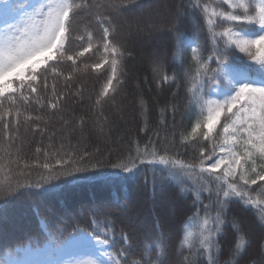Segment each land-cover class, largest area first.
Returning a JSON list of instances; mask_svg holds the SVG:
<instances>
[{
    "label": "snow or ice",
    "instance_id": "1",
    "mask_svg": "<svg viewBox=\"0 0 264 264\" xmlns=\"http://www.w3.org/2000/svg\"><path fill=\"white\" fill-rule=\"evenodd\" d=\"M132 3L133 0H104L103 3L23 0L17 6L15 0H5L0 6V125L3 128L0 200L7 202L9 198L35 196L33 189H44L53 180L104 167L103 158L93 162L87 153L79 158H73L75 153H65L69 158L60 157L55 163L39 165L46 175H40L33 183L28 178L32 165L24 163L21 167L20 150L14 145L21 117L23 123L48 122L43 115L28 111L33 101L41 110L45 106L53 112L59 109L65 97L63 92H57V81L63 77L65 87H69L74 74L81 71L79 64L86 54L95 55L103 50L98 62L84 65V71L89 67L101 70L105 65L108 66L105 71L110 69L96 103L100 104L110 91L117 90L122 83L124 52L123 45L115 38L112 16ZM197 12L206 21L211 40L206 56L208 41L200 42L204 32L195 20ZM84 14L90 20L82 30L79 18ZM187 17L192 18V26L198 29L192 37L182 31ZM93 23L99 36L93 31ZM217 27L221 30L216 31ZM168 33L173 40V63L178 61L183 68L188 60L189 66L183 70L181 79L188 85L189 105L198 110L191 131L182 136L181 142L203 141L209 147H200L198 156L184 161L172 155L167 145L157 147L149 141L141 147L137 142L134 152L130 151L115 163L108 162L109 167L118 170L110 176L127 184L136 180L141 167H151V176H144V187L151 184L153 195L157 185L164 187L167 183H173L185 198L193 194L191 206L196 211L182 225L177 245L181 264H220L219 238L226 226L230 225L235 233L234 256H242L250 243L239 218L233 216L228 220L233 203L258 210V225L264 229V0H220L217 7L209 0H187V4L175 9ZM236 50L249 58L252 63L247 67L255 75L234 66L232 58ZM168 55L163 53L155 58L154 71H160ZM64 67L70 69L67 74ZM50 75L53 82L49 87ZM169 82L179 84L175 73L172 76L164 73L157 84ZM49 91L50 96L41 97V92ZM171 108L174 119L176 106ZM35 130L46 131L40 129L39 123H35ZM36 151L39 153L42 149ZM44 155L47 160L49 153L45 151ZM159 165L163 167L157 174L155 168ZM204 193H207V203ZM112 217L111 212L97 210L89 219L90 230L73 229V238L84 243L89 251L90 258L83 264H167L170 240L163 231L146 232L134 252L130 233L120 228L117 236V221ZM118 241L123 245L118 247ZM51 244L54 248L57 246L55 236H51ZM133 255L139 258H130ZM49 264L82 262L52 260ZM235 264H239V260ZM249 264H264V243L260 245L259 258L250 260Z\"/></svg>",
    "mask_w": 264,
    "mask_h": 264
},
{
    "label": "trees",
    "instance_id": "2",
    "mask_svg": "<svg viewBox=\"0 0 264 264\" xmlns=\"http://www.w3.org/2000/svg\"><path fill=\"white\" fill-rule=\"evenodd\" d=\"M93 2L103 3L104 0ZM209 3L217 7L220 0H209ZM182 4H187V0H133L126 10L112 16V23L116 27L115 38L123 45L122 83L115 92L110 91L108 97L102 98L100 104L96 103V99L110 69L104 70L108 68L107 65L101 70H92L90 67L87 71L83 69L84 65L98 62L102 49L101 53L86 54L81 58V71L74 74L69 87H65L63 77L59 78L57 92H63L65 98L60 101L58 110L53 112L46 106L41 110L33 101L28 111L43 115L47 123H23L21 117L14 148L20 150L21 167L24 163L32 165L28 178L33 183L40 175H46L39 165L55 163V159L60 157L69 158L65 153H75L73 158L87 153L93 162L103 158L105 164L100 169L78 173L75 177L53 180L44 189H33L37 193L35 196L9 198L7 202L0 200V261L7 253H14L18 246L29 244L37 248L51 244V236L57 238V246L63 244L73 234L74 228L90 230V217L101 210L113 214L112 218L117 221V236L120 228L130 233L134 252L142 244L146 232L153 229L163 231L170 240L167 264H181L177 245L182 225L196 211L191 206L194 195L190 193L185 198L173 183H167L164 187L157 185L153 195L151 184L144 187V176H151V167H141L136 180L125 184L118 177L110 176L118 170L109 167L108 162L115 163L130 151L134 152L137 142L141 147L149 141L157 147L167 145L172 155L184 161H191L198 156L200 147H209L203 141L181 142L182 136L191 131L198 116V110L188 103V85L181 79L183 70L189 66L188 60L182 68L178 61L173 63L171 57L173 40L168 33V26L173 22L175 9ZM79 20L83 30L88 26L90 17L84 14ZM195 20L204 32L200 36L201 44L208 41L204 51L206 56L211 48L206 21L199 12ZM192 24L191 17L185 18L182 23V31L188 37L198 31ZM220 30L221 27L216 28V31ZM93 31L99 36L94 23ZM163 53L169 55L160 71L156 72L153 62ZM232 62L240 71L255 75L247 67L252 62L244 53L236 50ZM212 66L215 67V64ZM69 70L64 67L65 74ZM164 73L169 76L175 73L179 84L169 82L158 85L157 81ZM52 82L53 77L50 75L49 87ZM50 94V91L40 93L41 97ZM172 105L176 106L174 119ZM35 123H39L40 129L46 131L35 130ZM2 135L3 128L0 125V137ZM37 148L42 151L37 153ZM45 151L49 153L47 160ZM162 167L159 165L155 168L157 174H160ZM188 187H191L190 182ZM203 197L207 203V193ZM230 207L228 220L231 221L233 216L239 218L250 243L242 256H234L235 233L230 225L226 226L219 238V261L220 264H235L239 260V264H249L250 260L259 258L260 245L264 243V229L258 225L260 214L255 208H245L240 203H233ZM122 245V241L117 242L118 247ZM184 254L187 255V252ZM130 258L139 257L133 255Z\"/></svg>",
    "mask_w": 264,
    "mask_h": 264
},
{
    "label": "rangeland",
    "instance_id": "3",
    "mask_svg": "<svg viewBox=\"0 0 264 264\" xmlns=\"http://www.w3.org/2000/svg\"><path fill=\"white\" fill-rule=\"evenodd\" d=\"M4 2L5 0H0V6ZM22 2L23 0H15L17 6ZM0 22H2V17H0ZM43 225L45 224L43 223ZM71 236L55 248L50 243L37 248L31 247L29 244L18 246L14 253H7L0 264H49L52 260L81 261L83 264L90 258L88 248L79 240L70 242Z\"/></svg>",
    "mask_w": 264,
    "mask_h": 264
},
{
    "label": "bare ground",
    "instance_id": "4",
    "mask_svg": "<svg viewBox=\"0 0 264 264\" xmlns=\"http://www.w3.org/2000/svg\"><path fill=\"white\" fill-rule=\"evenodd\" d=\"M77 239H74L73 236L70 237V242H75Z\"/></svg>",
    "mask_w": 264,
    "mask_h": 264
}]
</instances>
